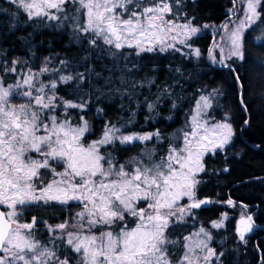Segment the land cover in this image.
Wrapping results in <instances>:
<instances>
[{
	"label": "snow or ice",
	"instance_id": "6c2138e0",
	"mask_svg": "<svg viewBox=\"0 0 264 264\" xmlns=\"http://www.w3.org/2000/svg\"><path fill=\"white\" fill-rule=\"evenodd\" d=\"M231 2L229 22L222 26L227 52L220 47L219 58L210 51L209 59L233 74L242 111H247L244 77L233 64L247 60L245 38L264 24L260 10L264 0ZM7 3L9 7L0 8V13L11 12L13 19L19 16L24 23L71 29L83 52L77 54L76 63L86 71L75 73L73 61L67 58L57 67L51 66V57H45L39 71H33L28 61L21 68L19 57L11 62L6 53L0 57V264H223L225 254L211 246L210 230L201 227L182 240L172 238L185 218L192 217V210L209 203L196 198L197 176L205 171L206 154L226 150L233 140L230 117L226 114L216 121L209 112L219 90L200 95L191 120L165 154L145 147L124 163L112 157L113 145L161 141L160 133L124 135L116 125L106 124L101 137L86 144L88 121L79 115V123H74L73 117L84 113L87 102L59 95L61 85L71 88L75 84L76 91L86 82L91 86V77L100 75L87 67L92 58L102 61L108 56L115 63L128 59L125 50L141 57L180 52L176 44L190 48L189 41L199 29L182 14L184 0ZM257 39L253 38V46L264 49V40ZM24 43L31 51L30 39ZM192 54L199 57L200 51L192 49ZM252 62L264 70V62L255 58ZM134 68L135 64L127 71ZM45 76L49 79H42ZM155 106V102L147 104L149 111ZM185 198L188 203H181ZM41 203L75 204L80 211L54 227L45 222L49 240L41 241L33 231L36 217L32 222L19 221L21 209ZM252 219L242 216L239 221L236 233L241 242L247 243L245 234L253 229ZM212 227L221 224L213 221ZM177 251H182L178 259Z\"/></svg>",
	"mask_w": 264,
	"mask_h": 264
},
{
	"label": "trees",
	"instance_id": "16d2710c",
	"mask_svg": "<svg viewBox=\"0 0 264 264\" xmlns=\"http://www.w3.org/2000/svg\"><path fill=\"white\" fill-rule=\"evenodd\" d=\"M184 4L182 14L199 29L189 41L190 48L178 45L176 47L181 49L180 52L144 53L141 57H137L132 50H125L128 59L115 63L108 56L102 61L92 58L87 67L100 75L91 77V86L86 82L82 90L76 91L75 84L71 88L61 85L59 95L76 102H87L84 113L73 117L74 123H79V115H85L88 121L90 130L86 144L99 139L106 124L116 125L124 135L160 133L161 141L154 138L144 144L113 145L110 150L112 157L124 163L139 156L145 147L165 154L172 140L191 120L200 95L219 90L220 95L215 97L209 112L216 121H221L226 114L230 117L233 140L226 150L218 151L216 155L206 154L205 171L197 176L196 198L209 203L192 210V217H186V222L175 229L172 238L182 240L193 230L204 227L214 237L211 246L218 252H224L221 258L223 264H262L264 98L261 97H264V70L257 68L252 58L264 62V49L253 46L254 37L258 38L257 42L264 40V24L245 38L246 62L235 61L233 64L246 84L243 98L248 110L242 111L238 95L240 89L233 74L207 60L215 40L212 39L215 30L229 21L228 10L233 7L231 0H184ZM8 7L7 0H0V8ZM260 10L264 12V9ZM12 11H15L14 6ZM13 24L17 27L12 28ZM25 38L31 41V51L24 43ZM192 49H198L200 56L192 54ZM5 53L9 62L19 57L21 68L28 61L33 71H39L45 57H51V66L58 67L60 60L67 58L73 61L75 73L86 71L84 65L76 63L77 54L83 55V52L80 44L74 41L71 29L24 23L19 16L13 19L11 12L0 13V57H5ZM133 64L136 68L128 72L127 68H132ZM148 80L154 83L149 84ZM165 88L168 92L161 94ZM153 102L156 106L149 111L147 104ZM44 179L46 181L47 177ZM229 199L233 201L232 205L227 204ZM187 202L186 198L181 201ZM78 211L80 208L75 204L46 206L41 203L21 209L19 221L32 222L36 217L35 236L41 241H48L46 223L54 227L70 220ZM242 213L253 218V229L245 234L247 243L239 240L235 230ZM213 221L220 223L221 227H212ZM68 230L73 229L69 227ZM180 253L176 252V259Z\"/></svg>",
	"mask_w": 264,
	"mask_h": 264
},
{
	"label": "rangeland",
	"instance_id": "374dc122",
	"mask_svg": "<svg viewBox=\"0 0 264 264\" xmlns=\"http://www.w3.org/2000/svg\"><path fill=\"white\" fill-rule=\"evenodd\" d=\"M228 13H229V10H228ZM240 13H238V15H239ZM229 22V21H228ZM224 25V24H223ZM222 25V26H223ZM221 26V28L219 29V32H218V34H217V36L215 37V40H214V43H213V45H212V47H211V49L209 50V52L210 51H212V54L213 55H215V56H217V58H219V48L220 47H224L225 48V52H227V44H226V39H227V33L225 32V30L223 29V27ZM217 31V29L215 30V32ZM213 34H214V32H213ZM178 45H180V44H176V46H178ZM209 52H208V54H207V60L210 62V63H212L211 61H210V59H209ZM236 61H239V60H236ZM213 64V63H212ZM216 65V64H215ZM217 65H220V64H218L217 63ZM188 203V202H187ZM243 212H244V210H243ZM244 217L245 219H247V216L246 215H244V213H242L241 214V216H239V218H238V220H237V224H236V226H235V230H236V228H237V226H238V224H239V221H240V219H241V217ZM186 219V218H185ZM23 223V222H22ZM241 228L243 227V225H239ZM199 229L200 228H198V229H195V230H193L192 232H190L188 235H190V234H192V233H195V232H197V231H199ZM188 235H186V236H188ZM180 255H182V251H181V253H180ZM180 255H179V257H180ZM178 257V258H179ZM177 258V259H178Z\"/></svg>",
	"mask_w": 264,
	"mask_h": 264
},
{
	"label": "water",
	"instance_id": "95a60500",
	"mask_svg": "<svg viewBox=\"0 0 264 264\" xmlns=\"http://www.w3.org/2000/svg\"><path fill=\"white\" fill-rule=\"evenodd\" d=\"M221 28V25L218 27L217 31L215 32V34L213 35L212 39H215V37L217 36L219 29Z\"/></svg>",
	"mask_w": 264,
	"mask_h": 264
}]
</instances>
